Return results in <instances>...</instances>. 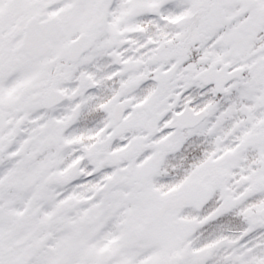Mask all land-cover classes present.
<instances>
[{
	"label": "snow or ice",
	"instance_id": "1",
	"mask_svg": "<svg viewBox=\"0 0 264 264\" xmlns=\"http://www.w3.org/2000/svg\"><path fill=\"white\" fill-rule=\"evenodd\" d=\"M0 264H264V0H0Z\"/></svg>",
	"mask_w": 264,
	"mask_h": 264
}]
</instances>
